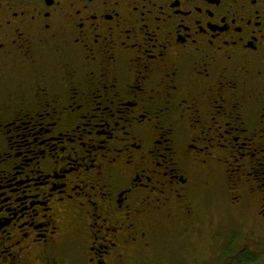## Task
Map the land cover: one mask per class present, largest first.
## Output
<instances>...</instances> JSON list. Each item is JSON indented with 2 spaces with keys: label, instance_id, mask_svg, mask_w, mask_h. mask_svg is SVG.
Segmentation results:
<instances>
[{
  "label": "flooded vegetation",
  "instance_id": "1",
  "mask_svg": "<svg viewBox=\"0 0 264 264\" xmlns=\"http://www.w3.org/2000/svg\"><path fill=\"white\" fill-rule=\"evenodd\" d=\"M261 153L264 0H0V264H264Z\"/></svg>",
  "mask_w": 264,
  "mask_h": 264
},
{
  "label": "rangeland",
  "instance_id": "2",
  "mask_svg": "<svg viewBox=\"0 0 264 264\" xmlns=\"http://www.w3.org/2000/svg\"><path fill=\"white\" fill-rule=\"evenodd\" d=\"M81 124H79V126H80ZM18 126H20V124H18ZM13 135H22V131L21 130H19V131H17V130H14L13 131V133H12ZM83 150H85V149H83ZM27 173V172H26ZM24 176V175H23ZM19 179H21V178H19ZM84 199L88 202L89 201V199L88 198H85L84 197ZM222 210V212H221V214L220 215H218V216H216L215 217V220H216V222H217V225H218V228L219 229H221V231H223L224 229H226L227 227H229V226H232V227H236V228H238V230L240 231V226H242V224H244V223H241V225H238V223L236 222V220L234 219V216H232L230 213H227L226 211H224L223 209H221ZM182 219H179V221H181ZM75 220H73V219H69V222H74ZM78 222H80L79 220H78ZM242 222V221H241ZM74 226L75 225H73V223H72V227H73V230L76 232L75 233V235L77 234V230L74 228ZM167 227H169V228H174V226L173 225H168ZM99 237H101V235H99ZM236 237H237V245L239 244V246L237 247V248H240V245H241V243H243V241L245 240V236L244 235H239V234H236ZM92 240V239H91ZM202 240H205L207 243L208 242H210L209 240H206V239H202ZM226 240V238L224 237V234L222 233L221 235H220V242H224ZM93 241V240H92ZM78 241H76L74 244H76ZM56 248L57 249H62V248H64L66 245H68L67 244V242H65L63 239H58L57 241H56ZM100 243V242H99ZM200 241L198 242V248L200 249V252L199 253H202V255L204 256V258L202 259V257H197L196 256V258H195V262H194V259L193 258H191L192 260H191V262L193 261V264H207L208 262H215L217 259H215V258H211V259H209V257H216L217 258V256H218V252H213L212 251V249H211V245L208 243V244H206V243H204V246H205V248L206 249H203L201 246H200ZM95 247H96V245H95ZM77 252H79L78 251V249H75ZM213 252V253H212ZM207 253H211L208 257H207ZM201 255V256H202ZM83 261L84 260H86L87 258H85L84 256H82V254H80V255H78ZM176 257V256H175ZM176 260H174V263L175 264H185V259H184V257H176L175 258ZM162 264H166V261L164 260V261H162Z\"/></svg>",
  "mask_w": 264,
  "mask_h": 264
},
{
  "label": "snow or ice",
  "instance_id": "3",
  "mask_svg": "<svg viewBox=\"0 0 264 264\" xmlns=\"http://www.w3.org/2000/svg\"><path fill=\"white\" fill-rule=\"evenodd\" d=\"M242 151V149H241ZM261 155H264V153H261ZM262 163H264V161H262ZM261 184H264V179H261ZM103 262V255H101V264Z\"/></svg>",
  "mask_w": 264,
  "mask_h": 264
}]
</instances>
